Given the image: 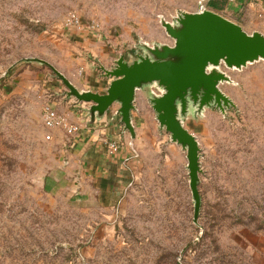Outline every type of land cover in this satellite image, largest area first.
<instances>
[{
	"label": "rangeland",
	"instance_id": "rangeland-1",
	"mask_svg": "<svg viewBox=\"0 0 264 264\" xmlns=\"http://www.w3.org/2000/svg\"><path fill=\"white\" fill-rule=\"evenodd\" d=\"M191 1L0 0V264H264L262 61L226 70L233 107L187 123L200 149L196 221L185 152L156 120L140 128L135 173L118 196L84 193L59 127L44 126V108L76 105L50 67L88 85L111 65L96 47L116 58L170 44L160 17L195 12ZM71 13L80 28L65 27Z\"/></svg>",
	"mask_w": 264,
	"mask_h": 264
},
{
	"label": "water",
	"instance_id": "water-1",
	"mask_svg": "<svg viewBox=\"0 0 264 264\" xmlns=\"http://www.w3.org/2000/svg\"><path fill=\"white\" fill-rule=\"evenodd\" d=\"M171 21L160 17V25L171 44L143 42L141 52H136L129 62L120 55L110 69L99 67L102 76L111 79L105 94L80 91L50 68L68 89V99L88 104L85 112L89 122L118 105L116 114L131 139L135 138L131 121L135 93L144 87L153 88L148 102L158 127L169 134L171 143L185 152L196 221L200 207L197 189L200 149L196 137L184 127L183 119L191 113L201 116L206 108L212 107L223 114L234 106L221 89V85L231 83L226 70H241L259 61L264 66V34L247 33L238 24L208 9L179 12Z\"/></svg>",
	"mask_w": 264,
	"mask_h": 264
},
{
	"label": "crops",
	"instance_id": "crops-1",
	"mask_svg": "<svg viewBox=\"0 0 264 264\" xmlns=\"http://www.w3.org/2000/svg\"><path fill=\"white\" fill-rule=\"evenodd\" d=\"M199 1H203L208 10L241 26L245 32L257 31L264 34V30L261 28L264 24V0H192L191 2L195 4ZM259 16H261V21ZM163 41L160 40L158 43H167ZM95 50L102 55L103 63L111 62V65L106 69H110L118 56L121 55L115 58L103 48L96 47ZM135 53H125L123 55L125 61L129 62L130 57ZM89 81L88 85L83 87L73 85L80 91L105 94L111 79L104 78L100 74L97 80ZM152 89L144 87L135 93L133 102L135 109L131 112V121L135 132L134 139H131L129 132L123 130L120 116L116 114L118 105H113L101 118H95L93 122H89L85 114L88 104H79L73 101L76 105L72 106L69 104L70 102H67L64 109H60V113L66 117L67 123L78 127L77 132L71 135L66 134L60 128L55 132L60 136L58 142L61 145L65 144L66 147L64 154L67 170L75 177V181L78 182L84 193L98 191L101 194L110 193L118 196L122 195L131 184L135 173L133 171L137 159L135 142L140 138L139 130L145 122L150 119L155 120V114L148 102ZM195 117L200 116L191 113L183 119V125L189 133L191 131L187 123ZM62 134H64L63 137Z\"/></svg>",
	"mask_w": 264,
	"mask_h": 264
},
{
	"label": "built area",
	"instance_id": "built-area-1",
	"mask_svg": "<svg viewBox=\"0 0 264 264\" xmlns=\"http://www.w3.org/2000/svg\"><path fill=\"white\" fill-rule=\"evenodd\" d=\"M204 10H207L205 3L203 1H199L197 4L196 12H201ZM64 25L65 27L80 28L81 20L77 14L71 13L66 17ZM88 29L92 32L97 33L101 30V26L96 21H90ZM43 114H44V118H43L44 126L48 129H55L59 127V128H62L64 132L68 135H71L77 132L78 130L77 126L69 125L67 123L66 117L63 114L58 113L57 111H55L54 109L50 107L44 108Z\"/></svg>",
	"mask_w": 264,
	"mask_h": 264
},
{
	"label": "bare ground",
	"instance_id": "bare-ground-1",
	"mask_svg": "<svg viewBox=\"0 0 264 264\" xmlns=\"http://www.w3.org/2000/svg\"><path fill=\"white\" fill-rule=\"evenodd\" d=\"M164 21H166V20H164ZM166 22H169V23H171L172 21H166ZM149 45H150V44H149ZM262 63H263V61H262ZM242 69H243V68H242ZM242 69H241V70H242ZM231 82H232V81H231Z\"/></svg>",
	"mask_w": 264,
	"mask_h": 264
}]
</instances>
